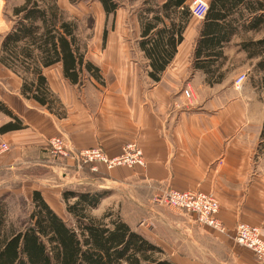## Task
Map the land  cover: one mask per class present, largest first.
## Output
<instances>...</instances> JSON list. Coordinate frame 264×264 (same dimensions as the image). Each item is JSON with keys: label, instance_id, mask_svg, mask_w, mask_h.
<instances>
[{"label": "crops", "instance_id": "1", "mask_svg": "<svg viewBox=\"0 0 264 264\" xmlns=\"http://www.w3.org/2000/svg\"><path fill=\"white\" fill-rule=\"evenodd\" d=\"M250 18L244 12L240 21ZM200 23L188 22L158 81L147 75L143 52L136 44L140 37L130 39L114 23L95 58L101 80L89 76L92 83L71 84L65 79L69 84L59 97L51 91L62 115L24 96L20 76L0 63V99L22 121L21 128L0 131V142L9 146L0 154V171L33 169L20 174L27 177L24 181L32 179L30 192L37 188L43 193L50 187L60 193L63 187L77 184L131 183L148 194L167 188L211 193L219 203L217 217L226 233L198 225L193 215L177 211L187 218L180 225L190 243L175 251L134 228L161 245L175 264H264L233 240L238 222L259 227L264 238V91L258 81L254 83L262 73L255 71L252 77L258 58H248L239 46L241 41L262 38L264 25L258 31L240 30L232 37L223 47L226 59L220 70L224 76L208 84L205 74L191 67ZM235 57L241 61L226 71ZM46 69H52L54 78L64 79L60 62ZM241 74L245 79L236 83ZM185 89L190 97L184 95ZM9 120L0 112V126ZM60 133L71 150L98 146L107 157L135 141L144 165L108 168L98 162L92 170L72 152L53 156L47 139ZM1 189L0 197L7 198L9 192Z\"/></svg>", "mask_w": 264, "mask_h": 264}, {"label": "trees", "instance_id": "2", "mask_svg": "<svg viewBox=\"0 0 264 264\" xmlns=\"http://www.w3.org/2000/svg\"><path fill=\"white\" fill-rule=\"evenodd\" d=\"M98 2L106 17L114 16L121 5V0ZM207 2L191 67L202 71L206 82L213 84L224 76L220 70L226 59L223 47L240 30L258 31L264 25V3L255 4L252 0ZM244 12L251 17L247 22L240 21ZM12 16V26L0 41V63L20 76L24 96L51 110L52 103L58 101L42 71L58 62L64 78L71 84H81L86 73L101 80L99 68L86 59V50L76 32V20L67 18L56 0H24L13 7ZM190 18L187 0L154 1L138 14L140 38L137 44L146 61L147 75L153 81L160 79L174 57ZM105 36L104 29L103 39ZM239 46L248 58H258L254 68L262 73L258 85L264 91V36L241 41ZM0 111L11 118L0 126V131L22 127L19 117L1 99ZM107 195L105 189L85 184L63 187L60 199L73 225L50 206L37 188L31 190L27 211L17 224L9 219L6 198L1 196L0 264H175L161 245L120 216H113L110 211L100 217L91 214ZM22 203L26 202L22 200Z\"/></svg>", "mask_w": 264, "mask_h": 264}, {"label": "rangeland", "instance_id": "3", "mask_svg": "<svg viewBox=\"0 0 264 264\" xmlns=\"http://www.w3.org/2000/svg\"><path fill=\"white\" fill-rule=\"evenodd\" d=\"M154 1L159 2L161 0H150L149 3H145L144 0H121V5L115 15L113 16L110 14L107 17L105 16L98 0H76L75 2H70L69 0H56V3L62 8L67 18H73L76 20L78 25L76 32L80 44L86 50V59L92 61L95 65L97 52L106 44V36L105 39L102 37L103 30L105 29L106 34H108L113 28L112 25L115 23L130 39H138L140 37L138 14L144 9V7L152 5ZM23 2L24 0H0V41L3 35L12 26L13 7L20 5ZM190 20L195 26L199 22V20L194 17H191ZM240 61V57H235L227 64L225 70H232V68H234V66ZM251 71L252 73L254 72V74H251L252 77H256L254 66ZM42 73L43 75L45 73L46 78L48 79L47 82L49 81L48 85L50 91H53V93L59 97L61 95L60 90H64V87L69 83L65 78H54L55 75L53 74L52 69H46L42 71ZM86 77L87 79L84 78L83 80L87 83H92L88 73H86ZM92 79H94V77H92ZM257 81L258 76L254 78V83H257ZM58 82L60 83L59 85ZM52 108L57 115H62L61 104L59 105L58 102H54L52 103ZM49 139H47V143ZM80 163L85 164L83 162ZM31 171H33V169L23 168H20L19 170L3 169V171H0V188H2L1 190L9 192L5 201L7 203V210L9 211V219L15 224H17L19 218L24 217L27 211V203H29L30 198V188L32 187L31 183H33L31 178L24 181L27 177H22L20 174ZM36 172L33 173L35 174ZM41 174L43 175V173ZM85 185L98 187L96 184ZM104 185L105 186L99 188L105 189L108 192V195L102 199L100 205L96 209L91 210L92 215L100 217L106 211H110L113 213V216H120L132 227L141 229L142 232L154 238V240H161L162 243L168 245L170 249L175 251L185 249L187 243H190L189 237L181 227L187 219L184 214L164 205L156 204L152 201L151 194H148L145 191H140L141 189H139L138 185L131 183H105ZM43 194L51 207L69 225H73V219L67 214L65 207L61 202L60 193L56 192L54 188L47 187L46 191L43 190ZM21 198L26 203H22ZM199 243L205 248H209V245H206L203 242ZM195 246L198 247V244Z\"/></svg>", "mask_w": 264, "mask_h": 264}, {"label": "built area", "instance_id": "4", "mask_svg": "<svg viewBox=\"0 0 264 264\" xmlns=\"http://www.w3.org/2000/svg\"><path fill=\"white\" fill-rule=\"evenodd\" d=\"M188 9L191 17L201 21L208 9L207 0H190ZM245 79L241 74L235 80L240 83ZM184 95L190 97L189 89H185ZM48 146L51 148L53 156H67L69 152L73 153L76 160L83 163H89L92 170H96V163L103 162L108 168L118 165L133 167L135 165H144V157L141 149L135 141L126 143L121 153L113 157H107L104 151L98 147H86L79 150H71L66 145V139L62 133L51 137L48 140ZM9 146L6 142H0V154L7 151ZM152 201L159 205H164L175 211H179L194 216L198 225L214 229L219 233H226V227L217 217L219 203L211 194L200 190H177L167 188L160 193L150 195ZM233 240L250 249L255 257L264 263V238L259 227L244 222H238L235 227Z\"/></svg>", "mask_w": 264, "mask_h": 264}]
</instances>
